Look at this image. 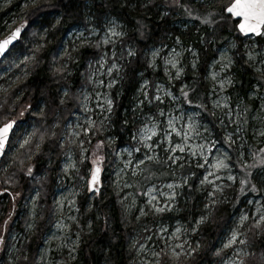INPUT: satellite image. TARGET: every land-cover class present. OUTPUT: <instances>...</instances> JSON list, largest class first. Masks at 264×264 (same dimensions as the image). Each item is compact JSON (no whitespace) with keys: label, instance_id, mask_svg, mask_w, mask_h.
I'll list each match as a JSON object with an SVG mask.
<instances>
[{"label":"trees","instance_id":"obj_1","mask_svg":"<svg viewBox=\"0 0 264 264\" xmlns=\"http://www.w3.org/2000/svg\"><path fill=\"white\" fill-rule=\"evenodd\" d=\"M23 1L14 0L7 6H0V37L3 19L11 11H18ZM33 1L34 4L25 8L23 21L20 22L25 25L22 39L7 56L33 52L36 54L35 59L19 65L26 64L27 74L24 80H19L9 90L0 92V126L10 120L16 122L0 163V235L6 238L13 231L23 235L17 243V252L12 262L5 255L9 248L7 240L5 251L0 256V264H38L43 240L55 222V190L63 176L62 160L71 146L65 139L66 124L75 112L81 110L80 98L85 86L91 85L88 80L92 66L99 64L104 56L110 64L117 60L120 65L116 72L118 84L110 91L113 106L106 125L108 131L105 134L96 125L91 135L93 142L96 141L97 146L99 145V149H96L97 156L103 158L99 162L103 163L101 178L104 185L93 196L90 195L89 187L81 189L77 200L78 217L72 225V230L79 236V244L75 259L70 264H135L136 247L132 241L136 235L143 234L140 228L145 220L138 218L137 213H127L120 193L112 184L115 166L113 153L116 148L131 143L132 132L138 128L133 120L141 82L146 79L150 88H153L157 77L160 80L164 78L160 68H151L148 53L152 47L169 43L178 35L179 30L174 24L178 17L177 8L168 0ZM179 1L184 10L188 8L198 14V24L201 25L199 28L196 23L197 32L195 27L183 31L189 39L197 34L195 46L198 49L195 74L192 75L187 66V87L183 92H187L188 100L202 107L203 114L220 137L215 117L205 105L208 103V85L204 79L219 45L230 37L236 43L232 51L234 64L231 70L234 84L229 89L233 99H237L238 95L245 97L251 82L259 80L260 74L244 57L241 44L245 38L235 27L236 21L225 11H221L229 0H208L204 4H198L196 0ZM213 11L216 13L212 17L214 22L202 23L201 18ZM89 15L99 26L107 17H113L122 24L124 35L119 38L121 53L113 58L109 57V54L105 55V47L100 42H94L82 44L77 49L69 48L64 56L59 57L58 50L65 38L75 27L85 26ZM200 35H203V43L198 38ZM257 41L263 48L264 36L258 37ZM128 47L133 49L134 54L128 55ZM2 61L1 66L7 64ZM25 132L30 134V139L12 152L14 142ZM107 135L112 136L111 142L105 141ZM79 165L80 177L87 178L93 167L92 162L84 159L79 161ZM149 170V177L144 175L140 180L134 179L135 190L142 191L147 181L161 176L158 167L146 169ZM240 171L247 173L245 170ZM252 171L253 169L249 172ZM181 173L191 177L183 188L185 203L176 216L193 229L205 191L198 188L199 169L185 165ZM248 185L249 182L242 190L236 189L231 198H217L210 205L206 220L192 234V253L181 256L176 262L164 254L159 264H220L224 251L219 250L218 242L230 227L232 216L238 212V205L245 190H248ZM35 193L36 217L33 228L27 230L30 221L27 205ZM166 217L172 219L164 214L163 218ZM245 234L250 255L243 258L244 264H260L261 254L264 253V221L257 226L255 221L250 220Z\"/></svg>","mask_w":264,"mask_h":264},{"label":"rangeland","instance_id":"obj_2","mask_svg":"<svg viewBox=\"0 0 264 264\" xmlns=\"http://www.w3.org/2000/svg\"><path fill=\"white\" fill-rule=\"evenodd\" d=\"M12 1L14 0H0V6H7ZM196 1L198 4H204L208 0ZM168 2L177 8L178 17L174 24L179 33L169 43L165 42L152 47L148 53L151 68L153 67L154 70L160 68L164 78L160 80L157 77L153 88H150L146 79L140 84L135 103L136 116L133 120L135 121L133 123L138 124V128L132 132L131 143L116 148L113 153L115 166L112 173V184L120 193L127 213H137L138 218L145 220L140 228L143 234L136 235L132 241L133 246L136 247L135 264H159L164 254L176 262L181 256H188L192 253V234L202 224L196 223L195 231H193L184 220L176 216L181 210V205L185 203L183 188L191 177V175L181 173L185 165L200 170L198 188L202 192L205 191V194H202L205 197L200 201L198 219L202 216L207 218V211L217 198H231L236 189L242 190L249 182L248 187L251 191L249 188L245 190V195L238 205V212L232 216L230 227L218 242L219 250L224 251L220 264H233V262L243 260L246 256L237 255L241 253V249L243 252H249L245 234L248 222L253 220L256 223L259 216L264 215V162H262L264 153L259 152V149L264 148V135H260L264 133V63H261L264 60V47L261 48L257 41L258 37L253 36L244 37L241 44L247 60H249L247 53L254 54L255 58L249 61L254 70L260 74L259 80L251 82L245 97L238 95L237 99H233L229 90L234 84L231 71L234 64L232 51L236 45L234 38L230 37L226 42H222L216 56L210 62L204 78L208 85L206 95L208 103L205 105L215 117L216 125L220 129L219 137L214 132L208 118L203 114L202 107L192 101L189 103L190 100L184 99L182 95V91L187 87L185 79L188 72L187 66L194 75L198 63V49L195 46L197 34L189 39L183 31L191 27H195V32L198 31L196 28L199 20L197 19L198 14L191 12L188 8L184 10L179 0H168ZM31 4H34L33 0H24L18 11H11L3 19L2 36L22 24L20 22L23 21V12ZM87 20L85 26L75 27L68 34L58 50L59 57L64 56L70 50L69 48L77 49L82 44H93L94 42H100L106 49L105 55L109 54V57L113 58L121 53L119 38L124 35V29L118 20L107 17L101 26L94 21L91 15L87 17ZM109 29H114L122 35L113 36ZM105 38H109L110 42L104 43ZM198 38L201 43L204 42L203 35ZM127 52L130 55L133 49L128 47ZM35 56L33 52L13 57L5 56L3 61L7 64L4 63L2 66L0 64V92L9 90L19 80L25 79L26 64L19 65L34 60ZM228 59L231 60L230 66L222 68L221 65L227 64ZM113 63L117 65V68L109 73L108 69ZM119 69L120 65L117 60L110 64L105 56L99 64L92 66L91 77L88 80L91 85L90 87L85 86L80 98L81 110L75 112L73 118L69 119L66 124L65 139L71 146L62 160L63 176L55 190V222L43 240L39 250L38 264H70L75 259L79 236L72 230V225L76 223L78 217V196L82 192L81 189L89 187L91 177V169L87 178L80 177L79 161L88 159L92 162L97 157L96 149L99 147L96 141L93 142L91 135L96 125L103 133L106 134L108 131L106 125L109 122L111 111H108L106 101H112V108L113 100L110 91L118 84L116 72ZM181 80L183 81L179 82ZM110 82H113L111 86H109ZM189 125L192 127L190 128ZM74 133H79V135H74ZM29 137L28 132L21 135L14 142L15 145L11 151L15 152L30 139ZM111 140V135L105 137L106 142H111ZM177 145L184 150L181 151L176 147ZM146 157H151V159H146ZM218 160H223L228 167L221 169L212 167ZM69 162L75 164V168L66 172L64 168ZM151 163H155L154 166L150 165ZM99 166L101 189L104 185L101 178L103 163ZM156 167L161 170V176L158 179L147 181L142 191L135 190L134 179L140 180L144 175L149 177L150 170L146 171V169ZM251 169L253 171L250 173ZM240 170L247 171V173L244 171L246 175ZM205 176L210 183H201ZM229 176L233 179H228ZM241 181L245 183L242 185ZM97 185L98 182L94 185L93 191H90L91 196L100 191H95ZM169 185L172 187L170 188ZM36 200L37 194L35 193L27 205L30 217L27 230L33 228L37 212ZM205 205L208 207L206 208ZM156 208L164 210L158 212ZM164 214H168L172 219L163 218ZM242 216H247L248 219L241 222ZM57 224L60 227H57ZM233 230L238 233L237 243L225 248L224 245L231 238ZM4 231L6 232V229ZM21 237H23L22 233L15 231L6 238L0 235V256L5 251L8 240L9 248L5 255L8 261L12 262ZM240 240L245 243H239ZM154 253H159V255H154ZM177 253L179 255H176Z\"/></svg>","mask_w":264,"mask_h":264},{"label":"snow or ice","instance_id":"obj_3","mask_svg":"<svg viewBox=\"0 0 264 264\" xmlns=\"http://www.w3.org/2000/svg\"><path fill=\"white\" fill-rule=\"evenodd\" d=\"M221 11H226L227 13L230 14V17L233 18H237L238 22L235 24V27L238 29V31L242 34H257V35H264V0H229V3L225 6L222 7ZM191 15V13H189ZM215 11L208 13L204 19L201 20L202 23H207V24H211L213 23V19L212 17L215 16ZM197 19H200V17H197ZM20 27L15 28L7 37H5L3 40H0V54H3L5 52V50L8 48V46L19 36L20 34ZM109 31L112 33L113 36H120L122 35V33L116 32L114 29H109ZM104 43H109L110 39L109 38H105ZM130 55L134 54V53H129ZM155 55V53H154ZM249 60L254 59V54L249 52L247 53ZM261 63H264V60L261 61ZM231 64V60L228 59L227 64H222L221 67L222 68H226L228 66H230ZM173 66H175V63L173 62ZM117 65L115 63L112 64V67L108 69V72L111 73L113 69H116ZM61 69H58V71H60ZM213 78H215V74H213ZM99 83H103V81H99ZM111 83H109V86H111ZM145 84H147V81H145ZM182 95L187 99V92H183L182 91ZM158 99V97H157ZM107 105H108V111H111V104L112 101L111 100H107L106 101ZM189 103H191V101H189ZM102 107V106H101ZM162 114V113H161ZM246 122V121H245ZM13 121H8L7 123H4L2 126H0V153H2L4 146H5V142L8 139V134L9 131L12 129L13 127ZM92 123V122H90ZM169 124L171 125V121H169ZM189 127L191 128L192 125H189ZM175 130V129H173ZM85 131H87V129H85ZM74 135H79V133H74ZM260 135H264V133H260ZM43 138V137H42ZM145 139H148V137H144ZM25 143H27V141H25ZM39 147V145H37V148ZM99 147V145H98ZM177 148H180L181 151H183L184 149L180 146L177 145ZM137 151H139V149H137ZM173 151H175V149H173ZM260 153H264V148L259 149ZM103 158L97 156L95 159H93L92 161V169H91V179L89 180V186L90 188L93 187L99 179V173H100V167H99V161H101ZM146 159H151V157H146ZM264 162V161H262ZM140 163H143V161H140ZM202 166V165H201ZM212 167L217 168V169H221V168H226L228 167L227 164H225L223 162V160H218L215 162L214 165H212ZM75 168V164L69 162L65 165L64 171H68L69 169H74ZM29 173H31V168H29ZM211 174V173H210ZM228 179H233V177L229 176ZM205 182H209L207 176H205L204 180L201 181V183H205ZM245 183V181H241V184L243 185ZM169 187L171 188L172 185H169ZM253 190H255V187L253 186ZM251 203V202H250ZM205 207L207 208L208 205H205ZM164 209L161 208H156V211H163ZM206 219V217L202 216L200 217V219H198L196 221L197 224H200L203 222V220ZM248 219L247 216H242L241 217V222H243L244 220ZM260 221H264V215H260L259 216V220L256 222L257 226H259ZM57 227H60L59 224H57ZM177 231H179V229H177ZM193 231H195V228H193ZM237 236L238 233L233 230L232 234H231V238L227 241V243L224 245L225 248L231 247L233 244L237 243ZM239 243L243 244L245 243V241L240 240ZM143 247V246H141ZM240 254L243 255H250V253H246L243 252V249H241V253H238L237 255L239 256ZM154 255H159V253H154ZM176 255H179L178 253ZM25 259H27V257H24ZM233 264H244V261L238 260L236 262H233ZM260 264H264V253L261 254V260H260Z\"/></svg>","mask_w":264,"mask_h":264},{"label":"water","instance_id":"obj_4","mask_svg":"<svg viewBox=\"0 0 264 264\" xmlns=\"http://www.w3.org/2000/svg\"><path fill=\"white\" fill-rule=\"evenodd\" d=\"M225 13L226 14H229V13H227L226 11H225ZM230 15V14H229ZM233 19H235L237 22H238V19L237 18H233ZM17 27H20V29H21V31H20V34H19V36L8 46V48L5 50V52L3 53V54H0V61L4 58V56L10 51V49L14 46V45H16L17 43H19L20 42V40H21V38H22V35H23V33H24V31H25V26L24 25H17L15 28H17ZM14 28V29H15ZM13 29V30H14ZM13 30H11L9 33H7L5 36H3L2 38H0V40H3L5 37H7ZM241 35H243V36H245V37H248V36H259V35H257V34H252V33H249V34H242L241 33ZM11 121H13L14 123H13V127H12V129L9 131V134H8V139H7V141L5 142V146H4V149H3V151H2V153H0V162H1V160H2V157L4 156V154H5V151L7 150V147H8V143H9V140H10V137H11V135H12V133H13V131H14V129H15V127H16V122L14 121V120H11ZM91 179V178H90ZM93 188H94V186L93 187H91L90 188V190L91 191H93ZM100 190V178L98 179V186L96 187V191L98 192Z\"/></svg>","mask_w":264,"mask_h":264}]
</instances>
